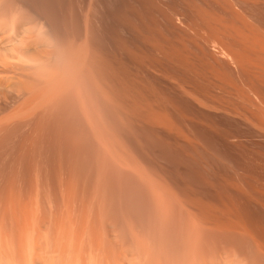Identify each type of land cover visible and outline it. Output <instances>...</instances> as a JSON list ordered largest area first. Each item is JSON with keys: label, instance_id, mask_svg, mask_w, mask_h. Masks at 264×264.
I'll return each mask as SVG.
<instances>
[{"label": "rangeland", "instance_id": "374dc122", "mask_svg": "<svg viewBox=\"0 0 264 264\" xmlns=\"http://www.w3.org/2000/svg\"><path fill=\"white\" fill-rule=\"evenodd\" d=\"M5 1L3 0L2 4ZM12 1H7V3L5 2L3 5L1 4L2 7L0 8V12L2 13L4 11L5 13H8L7 15H10V13L11 15L7 19L3 15L7 20L5 22L3 21L4 19H2L4 24L6 23L5 27L7 28V31H4L5 28H3V30H0V34L4 31L2 36L7 37L9 40V36L13 32L15 33V31H13L14 25L16 27L17 23L19 24L18 26H20L21 23L19 22H29L27 23L28 28L24 29V32L27 30V33L22 34L23 28H20L21 31H18V27L16 28V30L20 32V35L22 34L21 38L18 39L20 35L17 37V40L21 39V41H15L17 42L16 45L19 44L16 49H19L20 45L23 44L21 42L24 41V44L26 42L23 38H29V40L30 38H33L27 37L30 35L29 27L33 28L32 26L35 24V26L38 27L37 24L40 22L41 18L38 19V22L37 18L39 16L35 17L34 15L35 20L38 22L36 23L34 19H31L33 16H29L31 15L30 12L25 9L26 3L21 2L23 0L19 1L22 3L21 6H24V8L18 6L20 3L19 1L15 2V0L13 6ZM31 1L33 2L34 0H29L30 3L27 2L28 5L30 4V9L28 8L29 11L37 12L41 11V9L43 10V7L45 8L47 5L46 1H48L51 5L53 3L55 4L52 5L53 7L56 6L55 8H53L49 3L48 7H52L51 10L55 12L56 15L50 11V8L48 9V7H46L48 11L45 9L41 12V16L43 15V12L46 13L44 15L45 20L43 19L44 21L39 25L41 26L43 23L42 27H40L42 28L41 31L39 30L40 28H36L35 26V29L33 30L34 33L30 31L32 34L31 36H34L37 29L39 32L36 34L39 37L42 35L48 36L44 37L47 38L45 41L43 37V39L40 38L45 43L43 44L44 46L46 44L47 46L51 44L50 47L48 46L47 50L45 49V51H47L46 55L42 53L44 52V46L42 47L43 50L39 46L41 52L40 50L37 52L38 56L40 53L44 56H41L42 58H40V56L38 58L37 54L32 50L31 45L36 44L34 42L38 41L35 39L37 36L33 38L35 39L34 42L32 41L33 44L30 43L31 41H28L30 46L26 47L29 48L30 51L26 53H35L34 57L36 56V58L40 59L39 62L43 59L44 61H41V63L44 62L43 64H45L47 53H56L59 49L58 53L60 52L61 55L67 59V61L63 59V57L60 58L61 55L58 54L53 55H57L58 58H56L59 62L55 59L53 62L57 63H52L51 54H49V56L51 55V59L48 57L49 59L47 58L48 60H46L51 61L49 62L53 65V68L54 66L57 67L56 64H63L61 61H64L63 66L65 67L66 65V67L63 68L65 70L67 68L66 71H68V69L73 70V68H70L71 63L69 61L73 59V54L70 53L72 49L70 45H73V49H77V52L74 51L73 53H76V56H78V69H76V71L78 70V75L74 74L73 71H68L69 74H72V76H70L68 75V72H65V70L64 72L68 76L63 75V78V76H61L62 74L59 75L62 77V80L66 77L65 81H67V77H72V79L75 80V78H73V74L76 76V79L77 76L79 77L77 79L78 82L76 81L79 85H76L75 82H73V85H75V87L77 86V91L75 92H79L78 96H75L76 94L71 92L74 97H78V99L75 98L78 100H76L78 103H75L76 107H78L76 108L74 106L75 111L74 108H72L73 110L70 109V112L74 111L75 113L76 110L78 111L75 113L76 115L71 113L74 114L76 118H74L73 115L68 116V114H70H67L68 109L74 105L72 101L75 102V100L70 92L69 95L73 98L72 101L69 99L70 97H67L68 93H65V91L69 89V86L66 87L67 89L62 87V90L66 89L63 90L64 92L60 90L62 84L60 85L58 83L59 80H56V78L60 76L57 75L58 77H55L54 79V82L57 81L58 85H56L53 80H40L41 84H43L45 88L46 86L49 87L47 84H50L52 87L51 89L47 87L49 89V91L46 90L47 92H50V90L52 91L56 86L60 87V89L55 92L57 94L59 93L60 96L62 94V96H65L66 103L64 102L65 100H63V103L61 101V104H67L68 101V103L71 101L72 105L68 107L66 110L67 112H65L64 109H62L64 110L62 112L60 108L58 112L62 114L59 113L58 115L56 110L58 109L59 103L57 104L55 101L57 100L60 102V96L57 97V94L53 91L50 92L49 95L46 94L49 97H56L54 102L56 103V106H58L55 110L56 107L54 108V105L52 106L51 103L46 102L45 97L36 95V98L39 96L37 98L38 101H44L42 103L43 105H46V107L44 106L46 114L49 115L53 112L56 113L54 114L56 117L52 116V118L54 117L53 119L62 118V120H65H57V122L61 121L58 125L56 121H54L51 125V121H53V119L49 118L48 115L45 116L46 119L47 116L49 120L51 119L50 132H48V134H51V132L53 136L56 134L55 138L52 134L48 136L46 133L47 135H43L45 141L41 135H37L36 137L34 136L35 139L33 138L34 140H37V137L40 136L37 141H32V139L29 143L26 139H23V141L25 140L23 142L21 140V126L19 128L16 126L17 129H20V131L17 130L18 132H15L16 128L14 127L15 130L13 129L11 131L12 133H10L11 138H8L10 137V135H8L6 138L7 141L4 143L7 147L4 145L2 148L0 147V200L2 201L3 199V203H1L4 204L10 200H14L11 197H15V199L18 197L17 200L20 198L21 202H25L27 199L29 202V199H34V201H31H33L32 203L34 204L32 205L35 207L36 196H39L37 200L42 199V203L39 201L37 202L39 203L37 205H42L43 202L45 203L41 206L42 208L38 206L39 210L36 208L33 212L34 214H37L35 212L41 213L42 211L40 215H36L37 219H39V216L40 219L42 218L41 216H43V222L40 219L37 220L41 225L46 222V219L47 221H50L51 217H53L51 216L52 214H57L55 213L56 210L53 209L54 207H52L53 202L58 204V201H60L63 205V201L67 200L65 203L68 204V208H74V212H82V210L84 212L83 215L80 213V216H78L79 214L76 215L77 213H74L72 210L71 214L74 213L76 216L74 214L73 216H78V219L82 215L83 218L85 217V220L91 217L89 214L92 212L90 211L91 207L93 210V219L94 214L96 219L102 218L99 217L100 210H102V208L104 210L108 208L105 211L112 215L106 214L104 210H102L104 211L102 215H110L107 219H111L116 216L114 217L116 220L113 219V222L110 221L111 223H115V226L113 225L109 228L112 232L120 228L119 230L122 231V233H120L119 230V233H116V231L115 233L117 236L120 237L121 235L118 234H122L123 240L126 236L128 239L127 243L122 240L124 246L121 245V240L118 241L120 244L118 242L113 243L116 244V246L114 245L115 248H113L116 250L115 255L117 256L118 254L117 257H114L118 261L124 260L123 262L125 263L122 264H130V262L131 264H264V127L259 125V120L263 117V120L261 119L262 121H260L264 126V116L258 115L263 109L256 110L257 107H255L253 110L255 109L257 111L256 116H259V119L256 120L257 117L254 116L255 113H253L255 119L252 118L253 116L251 111L253 110L251 109V106L253 104L247 103V100L254 99L251 100L252 102H256V105L254 104L253 106L259 105L264 107V104L260 105L262 103L258 102L259 97H264V73H261V76L263 75L262 77L259 73L261 69L262 71L264 70V67H258L261 65L264 66V64H259L264 63V61H261L264 60V58L262 59V56L264 55V46H262L261 49L258 45H262L264 42L261 43L260 40L262 39H259L258 34H256L258 29H253L259 28V32H261L260 30L264 32V0H260L261 3L259 1L257 2V0H53L54 2L52 0H50L51 2L49 0H41L43 5L41 2V5L39 4L40 0H36L38 3L36 1L35 2L38 5L34 2L35 5L32 4V6ZM72 1L74 2L72 5L75 4L74 6L77 7V9H73L75 11L72 10L71 16L73 17L74 14V19L70 16L71 10H67L74 8L71 4H69ZM10 2L12 4H10ZM44 3L46 4L44 5ZM103 3L105 4L103 5ZM15 4L17 5L16 7ZM27 4L26 6H28ZM59 5L63 7H60ZM9 7L12 8L10 9ZM32 7H34L35 10ZM59 7L62 8L61 10L64 9L62 11L63 15L60 14L61 10H58L60 9ZM56 10H58V12ZM107 11L108 13H106ZM123 11L125 12L124 14H121L123 16L117 19L111 15V13L113 14L115 12L114 14H120ZM36 12H33V14H36ZM39 13L40 12H37V14ZM58 13L59 16L57 15ZM88 13L91 20L89 19L86 21H89V25L91 24L89 26L91 30H88V27H85L88 22H86L87 24L84 23V20L89 18ZM1 16L2 15H0V18ZM60 16L66 17L69 22H63V19ZM52 17H54V22H57L58 24L56 26L54 23L56 30L62 32L61 34L53 28L52 31L50 26L49 28L46 27L49 25L47 24L49 20L53 22ZM70 17L73 21L78 20L80 25L77 24V21H74L76 26L73 22L70 23ZM77 17L79 18L77 19ZM10 18H15L14 20H16L17 23L14 22V20H12V22L8 20ZM100 18L103 19L101 20ZM8 21L12 23L9 28L7 27L9 24ZM45 21L47 24L46 26H44ZM59 21L62 23H59ZM90 22H92L93 25ZM63 23L66 26L68 25L67 29H64L65 27H63ZM23 24L25 26L26 23L24 22ZM71 24L72 28L69 27ZM0 25L2 26V22H0ZM55 26L52 25L51 27L55 28ZM73 27H75V31L77 30L76 27L81 30H77V36L74 34L77 38L79 35V40L77 39L78 42L75 40L76 37H72V33L67 34L70 30L72 32ZM239 27L242 29L240 32L238 31L240 29ZM243 27H253V32H256L257 30L256 33L251 32L253 36L255 34V37L257 35V39H259L257 40L256 38H253L255 40V45L253 39L250 41L248 40L251 43L250 46L247 41L246 44L248 45H245L243 39L244 37L247 38L245 30L246 32L248 30ZM10 28L13 29L11 34L9 33L10 31H8ZM43 28L47 31V34H45V30ZM0 29H2V27ZM85 30L86 32L89 31V36H87ZM55 31L58 35H56ZM263 32H261V37L264 39ZM239 33L244 35L242 40H238L237 38V36L239 38L241 36L237 35ZM25 34L28 35L26 36ZM24 35L26 37H24ZM248 36L251 37L250 35ZM4 39L6 41V38ZM40 39L38 44L42 45V41L40 42ZM70 39L75 41L71 43ZM0 41L2 42V39ZM1 42L0 45L4 44ZM12 42L14 41L9 40L8 44H5H7V46L9 44L12 45ZM257 43L259 44L257 45ZM241 44L244 47L241 46L240 48ZM13 45L15 46V44ZM14 46L12 47L15 48ZM36 46L37 44L33 47L35 48ZM251 46L254 48L256 46L255 49L258 51L261 50V52L258 53L254 49L252 52ZM22 47H24V45H22ZM257 47L260 50L257 49ZM244 48L247 49L243 50ZM235 49L238 50V52L239 50L240 52L243 51V55H246L245 52H247L248 49H251L248 50L249 52H247V55L252 53L251 55L253 58H248V60L250 59V63H252V65L255 63V59L260 60L259 63L258 61L255 63L257 64V68L254 67L255 64L253 67L252 65L246 67L248 65L240 63L243 61L245 62L246 57L244 60H241L242 57L240 59V56L242 55V52L236 53ZM255 51L257 53H255ZM232 53H236L238 55L234 54L233 56ZM32 54L30 55L33 56ZM69 54H71L72 58H70ZM258 54H261V57L258 56ZM75 58L73 60L77 61ZM237 58L241 61L238 62ZM253 59L254 62L251 61ZM76 61H73L71 66ZM49 62L47 64H49ZM246 63L249 64V61ZM46 68L49 69L45 71L47 74H44L49 76L52 72L49 75L48 73L52 71L53 68L50 65ZM50 68H52V70H50ZM18 69L21 70V68ZM18 69L17 71H19ZM253 69L257 72L255 73ZM15 70L14 72H16ZM21 71H24L27 77H25L23 72L19 71V74L16 72V75L13 74V76L7 77L6 80H9L8 82L11 83L12 79L15 81V79L18 78V75H20L19 79L21 81L18 79L16 80L19 81L18 83L22 82L21 84L27 87H30L29 85L31 82H37V84L40 82L37 78L38 76L34 75L32 76L34 81L30 80L31 76L29 77V75H27L29 72H25L26 69L24 70L23 68ZM27 71H29V69ZM35 71L36 70H34L35 75L40 74V77L43 74L41 71ZM54 71L56 72V70ZM60 71L62 73L63 69L60 68ZM11 72L10 75H12ZM7 74L4 75L7 76ZM30 74H32V72ZM52 74L50 76L53 77L54 74ZM251 74L253 75L251 76ZM14 75L17 77L15 78ZM256 75H258V77ZM2 77L0 79L3 80L5 77ZM24 77L28 78L30 81L29 85L25 84L27 80L24 79ZM52 77H49V79ZM42 78H44L43 75ZM256 80L257 82H255ZM65 81L62 82L63 85L65 84ZM3 82H6L5 79ZM51 82L53 83L52 85ZM37 84L32 86H36ZM69 85L72 86L70 83ZM37 87L39 88L38 85ZM34 88L38 90L36 87ZM250 89L252 91H256L257 93H261L262 96L259 95V93V97H257V99H255L257 95L256 93H254L255 95L251 93V95L248 96V94H250L249 91H251ZM41 90L43 91V88ZM41 90L38 91L40 94L42 92ZM20 91H18V93L17 91H14L11 96L15 97L16 92V94H18L16 98L20 99V102V96L23 98L25 96V99H28L27 97L29 96L26 97L27 94L24 93L23 90ZM19 92L22 95L19 94ZM246 95L250 98L247 97L248 99L246 98L244 100ZM54 98L50 99L54 100ZM17 99H13L14 102H12V98L10 100L6 99L9 100L10 103L8 104V101H5L2 105L3 108L0 111V114H6V112H8L7 114H10L9 108H11L13 103L18 104L17 101L19 100ZM34 100L32 101V104H38L37 107L40 108V104L42 105V103L39 104V102ZM261 102L264 103V100ZM15 104L12 105V108L16 106ZM61 104L60 107H63ZM249 104L251 106H249ZM5 105L9 111H7ZM67 105L64 106V108H67ZM17 107L16 109H13L17 110ZM48 107L51 111L46 110ZM249 108L251 110V114L248 110ZM87 109L89 110L87 111ZM85 110L88 112V115L90 114L89 116L86 115L89 118L85 117ZM255 110L254 112H256ZM262 113L264 115V112ZM7 114L6 116H8ZM65 114L67 115L66 118L64 117ZM90 117L92 119L91 122H89ZM87 118L89 121L86 122ZM66 119H68L69 122L74 121V124L72 123L71 125L70 122V127L67 124L68 120ZM256 121L258 126H261L263 130L256 126ZM65 122L67 127H70V130L66 127ZM54 123L55 125H53ZM57 128L62 129L57 130ZM73 128L75 130L79 129L77 130V134H80L77 135ZM66 130L68 132L66 133L67 136L64 132ZM62 131L64 132L63 136H66L65 140L68 139L67 141L70 144L66 143L67 141L62 139V134H58V132L63 133ZM71 131H74L75 134L72 135L73 132ZM16 135H18L21 139ZM46 136L48 138H46ZM50 136L53 138H50ZM68 136L70 138H68ZM15 137L17 141L15 140ZM59 137L61 138L59 139ZM72 137L74 139L79 138V141L74 140ZM20 140L22 144L19 142ZM72 140L77 142V144L74 145ZM7 142H9L8 145ZM26 142L28 144L25 147L24 145ZM32 142H35L33 144H36V146L31 145ZM43 143L45 144L43 145ZM47 143L49 146H47ZM14 144H16L18 148L15 147ZM71 144L75 147L73 146L70 148V146H72ZM59 145L65 146L60 147ZM40 146L43 147L41 152L39 151L42 149ZM34 147L35 149H33ZM49 147L51 151H49ZM22 148L24 150L27 148L29 152L26 150L24 151ZM54 148L59 149V153H57L58 151ZM61 148H63V151ZM72 148H74V151H72ZM76 148L77 150H75ZM12 149L15 150L12 151ZM18 149L19 152L17 151ZM31 151L35 152L33 153ZM71 151L75 153H72ZM77 151L79 152L78 154ZM39 152L40 154H38ZM47 154L49 155L47 156ZM58 159L63 160L59 161ZM59 162H65L64 166H61ZM54 198H57V200ZM44 199H48L50 202L53 199V202L50 203V207H52L51 210H54L53 213L49 209V203H47L48 200L44 201ZM68 199L72 201V207L75 205L73 208L69 205L71 201L68 202ZM90 199L91 201H89ZM102 200L106 201V203L103 201L106 206L102 204ZM75 202H77V204ZM54 203L53 206L57 207V204L55 205ZM45 204L48 208V210H45V213L46 211H51L52 213L49 216L47 213L46 215L43 213V210L46 208L44 206ZM93 204L95 206H93ZM62 205L59 204L58 206L64 209V207H61ZM60 208L58 210L57 207L58 213L60 214L58 215L61 216L62 213V216L65 214L64 216L67 217L66 214L68 211L66 210H68V208L62 210L61 212ZM75 208L79 209L75 211ZM32 210H34L33 207L30 209L29 214H33ZM96 210L98 212V217L96 216L97 212H94ZM88 211L89 213H87ZM85 212L86 215L88 214L90 217L85 216ZM3 215L0 213V216ZM159 215H161V217ZM10 216L11 215L9 213L7 216L5 215L8 220L5 217H2L3 220L6 219L4 222L2 221L3 224L7 221L6 223L8 225V227L5 225L6 228H3L6 229L7 233L10 231V228L13 229L12 234H14L19 230V227L15 230L17 225H14L15 227L10 226L13 224L12 217L15 224L16 219L14 217L21 216L18 214L16 216L12 215L10 219L12 224L9 221ZM44 216H47V218ZM55 216L56 217L54 218L59 217L57 215ZM64 216L63 218H65ZM117 216L122 218L119 217V219ZM28 217V221L29 219L31 220L30 215H28ZM48 217L50 220H48ZM131 217L133 219H131L132 221L130 223L133 225L128 223ZM32 218L35 219L36 217L33 215ZM125 219L127 225L124 224ZM135 219H137V222H133ZM138 221L140 222L138 223ZM118 224H121L123 227L121 225L117 226ZM41 225L40 228H42V230H40L39 227L38 229L42 231V233L45 232L43 229L48 227L50 229V226H48L49 224H46L47 227L44 225L41 227ZM2 226L3 225L1 224V227ZM116 226L119 228H114L116 230H112L113 228L111 227ZM120 226L124 230H121ZM131 226L133 228H129ZM98 227L100 228V226H97V228ZM101 228H103V226ZM51 231H53V229ZM111 231L109 233V238L112 239L114 236L115 239V234L113 235ZM123 231L126 232H124L125 235L123 234ZM117 236L116 239L118 238ZM110 239L109 241L107 240V242H110ZM133 240L137 244L133 242ZM139 240H141V242H139ZM39 242L37 244H39ZM37 244L35 249L38 246L42 248L40 249L41 251L39 254L34 249V253L36 252L35 254H37L36 257L34 256L35 259L40 258V260L38 259L39 261L36 259L37 263L33 260L34 264H38L43 257L45 259L47 256V253H45L47 250L44 251L43 244ZM106 244L104 248H107ZM117 244H119V246H123L122 249L125 250H122L121 247L118 246L121 249L119 250ZM125 246L127 248H124ZM148 246L151 247L149 248ZM111 248L112 245L111 247L108 246V248L104 250L106 253H109ZM147 248L148 251L150 249L149 253ZM128 250L129 255L127 254ZM141 250L143 251V254L140 253ZM122 251L127 257L126 261V257H124V259L120 258H123V256H120L123 255L120 253ZM133 252L136 257L133 256ZM41 253L42 255H40ZM106 253L104 252L103 256ZM38 255L39 257H37ZM64 255H66V253H64ZM109 255L108 257H113V252H111L110 256ZM141 255L143 256L141 257ZM66 256L69 257L68 255ZM149 256L153 257V260ZM144 257L145 259H143ZM70 258L71 257H69V260ZM106 258L104 260H106ZM149 258L151 261L148 260ZM109 259L110 258H108V261H105V264H108L110 261L112 262V258L111 260ZM26 260L27 259L24 260V263ZM116 260L113 264H117ZM55 261L57 262L58 260H54V262ZM65 261L67 262L66 259ZM134 261L135 263H132ZM16 262L18 263V261ZM66 262L64 263L66 264Z\"/></svg>", "mask_w": 264, "mask_h": 264}, {"label": "bare ground", "instance_id": "6f19581e", "mask_svg": "<svg viewBox=\"0 0 264 264\" xmlns=\"http://www.w3.org/2000/svg\"><path fill=\"white\" fill-rule=\"evenodd\" d=\"M2 1L3 0H1L0 2V8L2 7L1 6V4H2ZM5 1V0H4ZM7 1H12V0H6L5 2L7 3ZM18 2L19 0H15V2ZM21 1V0H20ZM19 1V5L18 6H20V7H23L24 8V6H21L22 5V3L24 2V3H26L27 4V2H29V0H23V1H21L20 2ZM26 1V2H25ZM36 0H34L32 3H31V6H32V4L33 5H35L34 4V2H35ZM46 1V0H45ZM50 1V0H49ZM53 1V0H52ZM61 1H64V0H61ZM67 1V0H66ZM65 1V2H66ZM71 1V0H70ZM105 1V0H104ZM260 2V0H257V2ZM263 1V0H262ZM4 2V3H5ZM37 2V1H36ZM35 2V3H36ZM42 3V1L40 0L39 1V4L41 5V3ZM47 2V5L45 6V8L43 7V10H45L46 9V7H48L49 6V2L48 1H46ZM51 2V1H50ZM54 2V1H53ZM52 2V3H53ZM58 3H60L59 1H57ZM126 2V1H125ZM264 2V1H263ZM262 2V3H263ZM3 3V4H4ZM12 3H13V6H14V0L12 1ZM11 2H10V4H12ZM30 3V2H29ZM38 3V2H37ZM36 3V4H37ZM49 3V4H48ZM56 3V2H55ZM74 2L72 1L71 3H69V4H73ZM106 3H107V1H106ZM116 3V2H115ZM128 3V2H127ZM261 3V2H260ZM2 4V5H3ZM16 4H18V3H16ZM15 4V7L17 6ZM26 4H25V9L26 10H28V12H30V14L31 15H29L30 17L31 16H33V17H31V19H34L35 20V18H34V15H35V17H38L37 18V21H38V19H40L41 18V20H40V22L38 23L36 20V23H38L37 25H38V27H36L35 25V27L36 28H40V27H42V25H43V23H42V25L41 26H39L40 25V23L41 22H43L44 20H45V17H44V15L46 14L45 12H43V15L41 16V12L43 11L42 9H41V11H37V12H40L39 14H37V12L36 11H33V9H34V7H32L33 9H32V11L33 12H36V14L34 13L33 14V12H31V11H29V9H30V7H29V5L28 6H26ZM46 3H44V5H45ZM54 4V3H53ZM52 4V5H53ZM62 4V3H61ZM65 4H67V3H65ZM105 3H103V5H104ZM108 4V3H107ZM8 5V4H7ZM24 5V4H23ZM38 5V4H37ZM42 5H43V3H42ZM51 5V4H50ZM51 5V6H52ZM55 5V4H54ZM63 5H64V3H63ZM75 5V4H74ZM74 5H72V7H74V8H71V9H67V10H71V12H70V16L72 15V10L73 9H77V7H75ZM126 5V4H125ZM11 6V5H10ZM60 7H63V6H61V5H59ZM66 6V5H65ZM70 6V5H69ZM128 6V5H127ZM42 7V6H41ZM41 7H39V8H41ZM53 7V6H52ZM52 7H48V9L50 8V11L51 12H53L51 9H52ZM56 6H54L53 8H55ZM59 7V8H60ZM67 7V6H66ZM66 7H65V10H66ZM120 7V6H119ZM118 7V8H119ZM130 7V6H129ZM10 8V7H9ZM12 8V7H11ZM10 8V9H11ZM14 8V7H13ZM29 8V9H28ZM38 8V9H39ZM79 8V7H78ZM123 8V7H122ZM121 8V9H122ZM125 8V7H124ZM21 9V8H20ZM62 8H60V9H58V10H61ZM80 9V8H79ZM82 9V8H81ZM103 9H104V7H103ZM105 9H107V8H105ZM128 9V8H127ZM204 9V8H203ZM1 10V9H0ZM35 10V9H34ZM58 10H56L57 12H58ZM64 10V9H63ZM63 10H61V13L60 14H62L63 12ZM109 10V9H108ZM118 10V9H117ZM120 10V9H119ZM2 11H3V9H2ZM46 11H48L47 9H46ZM73 11H75V10H73ZM78 11V10H77ZM81 11V10H80ZM104 11V10H103ZM114 11V10H113ZM53 13H55V12H53ZM53 13H52V15H53ZM74 13V12H73ZM79 13V12H78ZM106 13H108V11L106 12ZM110 13V12H109ZM115 13V12H114ZM112 14L111 13V15L112 16H114L116 19L117 18H119V17H121V16H123V15H121V14H124L125 12L123 11L122 13H120V14ZM8 13H5L4 11L1 13L0 12V15H2L1 16V18H0V22H2V26L0 25V28L2 27V29H0V30H3V28H5L4 29V31L7 29L5 26V24H4V22L3 21H7L6 19L11 15V13H10V15H7ZM101 14H103V13H101ZM5 16V18H4V16ZM55 15H56V13H55ZM58 16H59V13L57 14ZM63 15V14H62ZM75 15H76V13H75ZM88 15H89V13H88ZM107 15V14H106ZM125 15H127V14H125ZM85 16V15H84ZM103 16V15H102ZM111 16V17H112ZM44 17V18H43ZM57 17V16H56ZM60 17H62V16H60ZM72 17V16H71ZM70 17V19H71V21H70V23H72L73 22V24H74V21L76 22L77 21V24L78 25H80V23H78V20H74L73 21V19L75 18V16H74V14H73V19ZM86 17H87V14H86ZM89 18H86L85 20H84V23L85 24H87L86 22H88V24H87V26L85 25V27L87 28L88 27V30H91L90 28H89V26L91 25H89V21H86V20H89L90 19V15L88 16ZM105 17V16H104ZM125 17V16H124ZM208 17V16H207ZM13 18V17H12ZM12 18H10V19H8V20H10L11 22H12V20H14V19H12ZM53 18L54 17H52V20H53ZM79 17H77V19H78ZM85 18V17H84ZM106 18V17H105ZM2 19H4L3 21H2ZM44 19V20H43ZM56 19H58V18H56ZM62 19H63V22L64 21H67V18L66 17H62ZM69 19V18H68ZM101 20L103 19V18H100ZM116 19H115V21H116ZM121 19V18H120ZM205 19V18H204ZM60 20V19H59ZM91 20V19H90ZM106 20V19H105ZM122 20V19H121ZM120 20V21H121ZM51 20H49L48 22H47V24H49L48 26H46L47 24H46V21H45V23H44V26H46V27H48L49 28V26H50V29H54V30H56V26L58 25L57 24V22L55 23L54 22V20H53V22L51 21ZM58 21V20H57ZM61 21V20H60ZM59 21V23H62V22H60ZM9 22V21H8ZM7 22V23H8ZM11 22H9V24H8V28H9V26H11L12 25V23ZM14 22H16V20H14ZM26 23L25 24V26H24V24L23 23ZM24 22H19V23H21L20 24V26H18L19 24L17 23V26L15 27V25H14V30L12 29V28H10V30H8V31H10L9 33L11 34V32H12V30L13 31H15V33L13 32L10 36H9V40L10 41H14V42H12L13 44H15V46L12 44V45H8L7 46V44H8V39H7V37H4V36H2V34L4 33V31H2L3 33H1L0 35L2 36H0L1 37V39H2V42L1 43H4V44H2V45H0V75H6L7 73V76H3V77H5L4 79H5V81L6 82H3V80L2 79H0V111L2 110V105L5 103V101H8V104L10 103L9 102V100L12 98V102H14L13 101V99L14 100H16L17 98H16V96L18 95V94H16V92H15V97H13V96H11V94L14 92V91H17V93H18V91H20V90H23L24 91V93H26L27 95H26V97L27 96H29V97H27L28 99H25V96H24V98L22 97V96H20V98H21V102H20V99H17V100H19V101H17L18 102V104H15V103H13V104H15L16 106H14L13 108H15L16 109V107L17 106H19V107H17V110H15V109H13L12 108V105H11V108H9V110H10V114H7L8 112H6V114L8 115V116H6V114L5 113H3V114H0L1 116H0V147L2 148V146L4 145V143H5V141H7L6 140V138L8 137V135H10V137H8V138H11V134L10 133H12L11 131L14 129L15 130V128H16V126L19 128L20 126H21V128H22V139L18 136V135H16L17 137H19L22 141H23V139H26L27 140V142H31V140L34 138V136L36 137L37 135H41L42 136V138L45 136V135H47L48 134V132H50V121H51V119L49 120L48 119V116H49V118H52V116H54V117H56L54 114H56V113H53V112H51L49 115L48 114H46V112H45V110H44V106L46 107V105H43V103L42 102H44V101H38L37 100V98L39 97V96H37V98H36V95H40V97H45V100H46V102H48V103H51V105L53 106L54 105V108H55V110L57 109V106H56V103L55 102H57V104L59 103V106H58V109L56 110V112H58V110H60V108H61V111L63 112L64 110H65V112H67L66 110L68 109V107H70V105H72V103H71V101L73 100V98H74V100H75V102L74 101H72L73 102V104L74 105H72L71 106V108H69L68 109V112H67V114L68 113H70V114H68V116H74V118H76L75 117V113H77V111L78 110H76V112L74 113V111H75V107H76V105H75V103L78 101L77 99H78V97H74V95L71 93V92H74V94H76L75 96H78V93L77 92H75V91H77L76 89V87H75V85H73V82H75V84L76 85H79L77 82H78V76H77V79H76V76L74 75V74H77L78 72V70L76 71V69H78V56H76V53H73L74 51H76L77 52V49H73V45L71 44L70 46H71V51H70V53H72L73 54V59L75 58V59H77V61L76 60H73V59H71V60H69L70 61V63L72 64L73 63V61H76V62H74V64L71 66V64H70V68H73V70L71 69V70H69L68 69V71L70 72H72L73 71V78H75V80L74 79H72V77H67V81H65L66 80V77H65V79H63L62 80V77L61 76H63V75H65V76H68V75H70V76H72V74L70 73L69 74V72L68 71H66L67 70V68H66V70L64 69L65 67H66V65H65V67L63 66L64 65V61H61V63H63V64H60L59 63V65L58 64H56L57 65V67L59 66L61 69H63V72L61 73V71H60V68L58 69L56 66H54V68H53V65H51L50 64V62L52 61V63H57V62H59L58 60H57V55L56 56H54L55 54H58V55H61V53L59 52L58 53V51H59V49H58V51L56 52V53H49V54H51L52 55V60L49 62V61H47L49 58H50V56H49V54L47 53V57L45 58V64H43V63H41V61H44L43 59L39 62V60L40 59H38L39 58V56H40V58H42V57H44V56H42L41 55V53H40V55L38 56V51L40 50V52H41V49H42V47L44 46L43 44H45L44 42H43V40H41V39H43L44 37H48L47 35H42L41 37H39L37 34V32H39V30L41 31V29L42 28H40L38 31L36 30L35 31V34H34V36H31L32 34H31V32H33V30L35 29V27L34 26H32L33 28H31V27H29V29H30V31H29V33H30V35H28V34H25L27 37H33V38H35L36 36L38 37H36L35 39H36V41L38 40L39 41V39H40V42L42 43V45H39L38 44V41L37 42H34L35 41V39H33V38H30V40H29V38H23V40H25L26 42H25V44H24V41L23 42H21V43H23V44H21L20 45V47L23 49H21L20 47H19V49H16V48H18V46H19V44L18 45H16V43L19 41H21V39L20 40H17V37L20 35V32H18V31H21V29L23 28V33L22 34H24V33H27V30L24 32V29H27L28 28V25H27V23H29V22H27V21H24ZM50 22V23H49ZM67 22H69V21H67ZM67 22H65V23H67ZM249 22V21H248ZM56 24V26H55V24ZM90 23H92V22H90ZM102 23V22H101ZM113 23V22H112ZM11 24V25H10ZM14 24V23H13ZM51 24V25H50ZM82 24V23H81ZM55 26V28L54 27H51V26ZM75 25V24H74ZM73 25V26H74ZM92 25H93V23H92ZM108 25V24H107ZM21 26H23V27H21ZM27 26V27H26ZM43 26V27H44ZM68 26V25H67ZM64 23H63V27H65L64 29H67L68 27H67ZM76 26V25H75ZM82 26V25H81ZM104 26V25H103ZM185 26H187V25H185ZM18 27V28H17ZM26 27V28H25ZM69 27H71L72 28V24H71V26H69ZM79 27V26H78ZM78 27H76L77 28V30L80 28H78ZM92 27V26H91ZM116 27V26H115ZM114 27V28H115ZM16 28L17 29H19L18 31L16 30ZM21 28V29H20ZM74 28L75 27H73V30H74ZM85 28V29H86ZM94 28V27H93ZM92 28V29H93ZM105 28V27H104ZM108 28V27H107ZM225 28V27H224ZM240 28V27H239ZM244 28V27H243ZM246 28V27H245ZM244 28V29H245ZM251 27H247L246 29L248 30L247 32H246V30H245V35H247V38L246 37H244V39H243V42H245V45H248L249 44V46H250V40H252L253 38L255 39H257V37L259 38V39H262V40H260V42L262 43V42H264V39L261 37V35H262V33L261 32H263L262 30H260L261 32H259V28H253V29H258V32H257V30H256V32H253L252 30V28L250 29ZM32 29V30H31ZM44 29V28H43ZM53 29H52V31H53ZM64 29H63V31H64ZM82 29H83V27H82ZM106 29V28H105ZM113 29V28H112ZM250 29V30H249ZM45 30V29H44ZM60 30H62V29H60ZM72 30V32H71V30L70 31H68V30H65V31H68L69 33H67V34H70V33H72L71 35H72V37L73 38H75L76 36H77V34H78V32H77V30L75 31H73ZM80 30V29H79ZM87 30V29H86ZM86 30H85V33H87V36H89V31L88 32H86ZM101 30V29H100ZM110 30H111V28H110ZM118 30V29H117ZM238 30V29H237ZM242 29L240 28L238 31L240 32ZM7 31V30H6ZM17 31V32H16ZM57 31V30H56ZM55 31V32H56ZM59 31V30H58ZM57 31V32H58ZM81 31V30H80ZM94 31H95V29H94ZM237 31V32H238ZM45 32V34H47L46 32V30L44 31ZM57 32H56V35H58L57 34ZM74 32H77V33H74ZM106 32H107V30H106ZM114 32V31H113ZM224 32V31H223ZM251 32H253V33H256V34H258V36L256 35V37H255V34H254V36H253V34H251ZM6 33V32H5ZM18 33V34H17ZM34 33V32H33ZM58 33H62V32H58ZM64 33V32H63ZM92 33H95V32H92ZM110 33H111V31H110ZM116 33V32H115ZM248 33H250V34H248ZM260 33V34H259ZM22 34L20 35V37H18V39L19 38H21V36H22ZM74 34H76V36H74ZM104 34V33H103ZM6 35H9V34H6ZM5 35V36H6ZM24 35V37H26ZM71 35H70V38H71ZM91 35V34H90ZM110 35V34H109ZM237 35H241L240 33L239 34H237ZM248 35H250L251 37H249ZM263 35H264V32H263ZM64 36V35H63ZM85 36H86V34H85ZM98 36V35H97ZM105 36V35H104ZM114 36V35H113ZM227 36V35H226ZM242 36V37H241ZM240 36V38L237 36V38H238V40L239 39H241L242 40V38H243V34ZM253 36V37H252ZM6 38V41H5V39L4 38ZM43 37V38H42ZM68 37H69V35H68ZM219 37V36H218ZM264 37V36H263ZM87 38V37H86ZM206 38V37H205ZM248 38H250V39H248ZM0 39V40H1ZM26 39H28V40H26ZM47 38H44V41L46 40ZM77 39L79 40V35H78V38L76 37V41H77ZM113 39H115V38H113ZM195 39V38H194ZM245 39H247V40H245ZM253 39V42H254V45H255V40ZM259 39H257V40H259ZM5 42H4V41ZM8 40V41H7ZM48 40H49V38H48ZM71 40V43H73V41H75V40H73V39H70ZM206 40V39H205ZM237 40V41H238ZM249 40V41H248ZM15 41H17V42H15ZM31 44H33L32 43V41L34 42V43H36L37 44V46L34 48L33 46L34 45H36V44H34V45H31V47H32V50L37 54V56H38V58H36V56L34 57V55H35V53L34 54H32V52L30 53V54H32L33 56H31L30 54H28V53H26V52H29L30 50H29V48H27L28 46H30V43ZM90 41V40H89ZM246 41L248 42V44H246ZM39 42V43H40ZM46 42H48V41H46ZM49 42H50V40H49ZM78 42V41H77ZM227 42V41H226ZM252 42V41H251ZM253 42H252V44H253ZM5 43H7V44H5ZM29 43V44H28ZM40 43V44H41ZM206 43V42H205ZM242 43V42H241ZM230 44V43H229ZM259 43H257V45H258ZM22 45H24V47H22ZM51 45V44H50ZM50 45H48L49 47H50ZM253 45V46H254ZM12 46H14L15 48H13ZM27 46V47H26ZM39 46H40V48H39ZM48 46H47V44L44 46V52H42L43 54H45L46 55V52L47 51H45V49L47 50L48 49ZM241 46H243L242 44L240 45V48H241ZM260 48L262 47V46H264V44L262 43V45H258ZM46 47V48H45ZM244 47V46H243ZM239 48V47H238ZM255 48H256V46H255ZM254 47H252L251 46V49H252V52L254 51V50H256ZM245 49H247V48H244L243 50H245ZM251 49H248V50H251ZM254 49V50H253ZM257 49H259L258 47H257ZM262 49V48H261ZM18 50V51H17ZM21 50V51H20ZM73 50V51H72ZM227 50V49H226ZM231 50V49H230ZM234 50V49H233ZM236 50V49H235ZM247 50V52H249ZM260 50V49H259ZM258 53L259 52H261V50L260 51H258V50H256ZM255 51V53H257ZM263 51V50H262ZM238 52V50H236V53ZM239 52H240V50H239ZM238 52V53H239ZM242 52V53H241ZM240 53L243 55V51H241ZM247 52H245L246 53V55L244 54L243 56L241 55L240 56V59H241V57H242V59L241 60H244V58L246 57V59H245V64L243 63V62H240V63H242L243 65H248V66H246V67H249V65L251 66L252 65V63H250V59L251 58H253V56L249 53V55H247ZM236 53H232L233 54V56H234V54H236ZM54 54V55H53ZM74 54H75V56H74ZM70 55V58H72V56H71V54H69ZM226 55V54H225ZM236 55H238V54H236ZM240 55V54H239ZM261 54H258V56H260ZM262 55H263V52H262ZM2 56V57H1ZM42 56V57H41ZM202 56V55H201ZM247 56H252V57H247ZM255 56H256V54H255ZM49 57V58H48ZM53 57H54V59H53ZM57 57V58H56ZM63 56L61 55L60 56V58H62ZM69 57V56H68ZM236 57H239V56H236ZM261 57V56H260ZM48 58V59H47ZM50 58V59H51ZM248 58H250L249 60H248ZM256 58V57H255ZM264 58V55L262 56V59ZM47 59V60H46ZM57 60V62H53L54 60ZM63 59H65V57H63ZM238 60V62L239 61H241L239 58H237ZM258 59H260V58H258ZM66 61H67V59H65ZM65 61V62H66ZM72 61V62H71ZM234 61H236V60H234ZM247 61H249V64L248 63H246ZM251 61H253L254 62V59L253 60H251ZM258 61V63H259V61L260 60H257V59H255V63ZM262 62L264 61V60H261ZM49 62V64H47ZM42 65H41V64ZM67 63V62H66ZM75 63H76V65H75ZM239 63V65L241 66V64ZM254 63V64H255ZM47 64V65H46ZM69 64V63H68ZM67 64V65H68ZM91 64V63H90ZM253 64V65H254ZM259 64H264V63H259ZM52 66V68H53V70H52V68H50V70H52V71H50L49 73H48V75L52 72H54L52 75H53V77L52 76H47V75H45L44 73H46L45 71H47L49 68H46L47 66ZM60 65H62V66H60ZM75 65V66H74ZM88 65V64H87ZM209 65V64H208ZM238 65V64H237ZM253 65H252V67H253ZM42 66V67H41ZM64 67V68H63ZM68 67V66H67ZM75 67H77V68H75ZM239 67V66H238ZM242 67V66H241ZM254 67H256L257 68V64H255L254 65ZM258 67H264V66H258ZM18 68H21V70L24 68V70L26 69V71L25 72H29V74H27V75H29V77H30V80H32V81H34L33 79H32V76L34 75V76H38L37 78H38V80L40 81H47V80H50V81H52L53 80V82H54V79H55V77H58V76H60L61 74V76L60 77H58V78H56V80L58 79L59 81H58V83L61 85V89H60V87H54L53 88V92H55V91H57L58 89H60L61 91H63V90H66L67 88V86H69V89H67V91H65V93L67 94L68 93V95H67V97L69 98V99H71V101H70V103H68L69 101V99L67 100L68 102H67V104H65L66 103V100H65V96H60V94L58 95L56 92V94H54V93H52V94H54V95H56L57 97L58 96H60L61 98H59V101L60 102H58L54 97H49L48 95H49V93L50 92H52L51 90H50V92H47V91H49V89L48 88H52L51 86H50V84H47V85H49V87L48 86H46V88L44 87V85L43 84H41V81L40 82H38V84H37V82L36 83H32L31 82V84H30V81L28 80V78H25V77H27L26 75H25V73H24V71H21V70H19L20 72H23L24 73V75H25V77H24V79H26L27 81H26V83L25 84H27V85H29L30 87H27V86H25V85H23V84H21L22 82H20V83H18L19 81H21L19 78V76L20 75H18L19 73V71H17V69ZM32 68H33V70H32ZM44 68V69H43ZM46 68V69H45ZM69 68V67H68ZM75 68V69H74ZM244 68V67H243ZM16 69V70H15ZM29 69V71H27ZM31 69V70H30ZM41 69V70H40ZM44 71H43V70ZM255 69V68H254ZM253 69V71L256 73L257 71H255ZM264 69V68H263ZM14 70L18 73L17 75H18V78H16L17 76H15L16 75V72H14ZM34 70H36L35 72H37V71H41V73H43L42 75L44 76V78H42V75H41V77L39 76L40 74H38V73H36V74H38V75H35V73H34ZM54 70H56V72L54 71ZM64 70H65V72H68V75H66L65 74V72H64ZM250 70V69H249ZM9 71V72H8ZM12 71V72H11ZM209 71V70H208ZM237 71V70H236ZM247 71V70H246ZM260 71H262V69L260 70ZM259 71V73H260V76H261V73L263 74L264 73V70L262 71V72H260ZM5 72V73H4ZM7 72V73H6ZM10 72H11V74L12 75H10ZM32 72V74H30ZM3 73V74H2ZM34 73V74H33ZM64 73V74H63ZM251 73V72H250ZM254 73V74H255ZM13 74H15L14 76H15V78L16 79H18V80H16L14 77H12V78H14L15 79V81H13V79H12V81H11V83H9L8 81L9 80H6L7 79V77H9V76H13ZM47 74V73H46ZM56 74V75H55ZM60 74V75H59ZM239 74V73H238ZM58 75V76H57ZM78 75V74H77ZM88 75H90V74H88ZM253 74H251V76H252ZM264 75V74H263ZM262 75V76H263ZM2 76H0V78L2 77ZM257 77H258V75H256ZM261 76V77H262ZM2 77V78H3ZM22 77V76H21ZM40 77V78H39ZM49 77H52V78H50L49 79ZM43 80H42V79ZM63 78H64V76H63ZM264 78V77H263ZM8 79H10V78H8ZM61 79V80H60ZM256 79V78H255ZM254 79V80H255ZM55 80V81H56ZM71 80H72V82H71ZM257 80H258V78H257ZM257 80L255 81V82H257ZM259 80H261V79H259ZM17 81V82H16ZM49 81V82H50ZM65 81V84L63 85V83L62 82H64ZM77 81V82H76ZM16 82V83H15ZM70 84H72V86H70L69 85V83ZM13 83V84H12ZM44 83V82H43ZM54 83H56V85H58V83H57V81L56 82H54ZM264 83V82H263ZM35 84H37L38 86H39V88L37 87V85L36 86H32V85H35ZM40 84V85H39ZM53 83L51 82V85H52ZM68 84V85H67ZM41 86V87H40ZM43 86V87H42ZM34 87H36L38 90H36ZM48 87V88H47ZM62 87H65L66 89H63L62 90ZM70 87H72V88H70ZM241 87V86H240ZM35 90H34V89ZM43 88V91L41 90ZM44 88H45V90H44ZM70 89H71V91H70ZM247 89H248V87H247ZM39 90H41L42 92H43V94H42V92H41V94L38 92ZM47 90V91H46ZM80 90V89H79ZM78 90V91H79ZM251 90V89H250ZM46 91V92H45ZM21 92V91H20ZM19 92V94H21ZM38 92V93H37ZM64 92V91H63ZM73 95V98H71V96L69 95L70 93ZM250 92V94H248V96H250L251 95V93H256L257 95H256V98L255 99H257V97H259V95H261V93H259V95H258V93L256 92V91H249ZM248 93V92H247ZM46 94H48V95H46ZM22 95V94H21ZM24 95V94H23ZM46 95V96H45ZM51 95V94H50ZM255 95V94H254ZM264 95V94H263ZM247 95H246V97L244 98V100L248 97ZM262 96V95H261ZM244 97V96H243ZM255 97V96H254ZM16 98V99H15ZM19 98V97H18ZM53 99L54 98V100H51V99ZM75 98H77V99H75ZM248 98H250V97H248ZM247 98V99H248ZM251 98H252V96H251ZM6 99H9V100H6ZM26 100V101H24V100ZM36 100L37 102H39V104L40 103H42V105L40 104V108L39 107H37L38 106V104L36 105V104H32V101L33 100ZM34 100V101H35ZM48 100H50V101H48ZM56 100V101H55ZM63 100H65L64 102V104L62 105L61 104V101H62V103H63ZM77 100V101H76ZM251 100H254V99H251ZM251 100H247L248 102L247 103H250V104H255L256 105V102L255 101H253V102H255V103H253ZM259 100V101H258ZM257 101L259 102V103H262V104H260V105H263L264 103L263 102H261L262 100H264V97L262 98H260L259 97V99H258ZM261 100V101H260ZM52 101V102H51ZM55 101V102H54ZM249 101H251V102H249ZM16 102V103H17ZM53 102H54V104H53ZM80 102V101H79ZM257 102V103H258ZM19 103H21V104H19ZM78 103V102H77ZM7 104V103H6ZM60 104L63 106V107H60ZM245 104V103H244ZM249 104V106H251ZM36 107H35V106ZM67 105V108H64V106H66ZM248 105V104H247ZM251 106L250 108L253 110V108H255V107H257L256 108V110H262L261 112H260V114H258L259 116H264L263 115V113L262 112H264V107H261V106ZM49 106V105H48ZM75 106V107H74ZM78 107V106H77ZM76 107V108H77ZM261 107V108H260ZM5 108H6V105H5ZM72 108H74V111H72V112H70V109H72ZM250 108L248 109L249 110V112L251 111L250 110ZM7 109V111H9L8 110V108H6ZM5 109V110H6ZM12 109V110H11ZM62 109H64V110H62ZM230 109V108H229ZM240 109V108H239ZM14 110V111H13ZM47 111H49L50 109H49V107L46 109ZM73 110V109H72ZM89 109H87V111H88ZM255 110V109H254ZM254 110L253 111H251L252 112V116L254 115L253 113H255V115L254 116H256V113H257V111L256 112H254ZM13 111V112H12ZM51 111V110H50ZM86 111V110H85ZM85 112L86 114H84L85 115V117H88L89 115L87 114L88 112ZM251 112H250V114H251ZM14 113V114H13ZM48 113V112H47ZM59 113L60 112H58V115H59ZM71 113H74V114H71ZM92 113H93V111H92ZM91 113V114H92ZM241 113V112H240ZM60 114H62V113H60ZM2 115H5V116H2ZM46 115H48L47 116V119H46ZM51 115V116H50ZM64 115V114H63ZM86 115H88V116H86ZM62 116V115H61ZM61 116H58V117H61ZM66 114H65V118H66ZM254 116L252 117V118H254ZM258 116V117H259ZM53 117V118H54ZM257 117V116H256ZM257 117V119L256 120H258L259 118ZM52 118V119H53ZM71 118H73V117H71ZM89 118V117H88ZM88 118H87V120H86V122L87 121H89V122H91V117H90V119L88 120ZM56 119V118H55ZM55 119H53V121H51V125H52V123L54 122V121H56V123H57V125L59 124V122L61 123V121H58L57 122V120H62V118H57L56 120ZM69 119V118H68ZM68 119H66V120H68ZM255 119V118H254ZM262 120H263V117L261 118ZM260 119V120H261ZM65 119H63L62 121H64ZM247 120V119H246ZM251 120H253V119H251ZM250 120V121H251ZM259 120V125H261L262 127H264L262 124V120L260 121ZM78 121V120H77ZM249 121V122H250ZM71 122V121H70ZM69 122V120H68V122H67V124L71 127V125H72V123L74 122V121H72L71 122V125L69 124L70 123ZM85 122V123H86ZM88 122V123H89ZM262 123V124H261ZM63 124V123H62ZM65 124H66V122H65ZM67 124H66V127H67ZM74 124V123H73ZM256 124H257V121H256ZM53 125H55V123L53 124ZM64 125V124H63ZM67 127V128H69V130H70V127ZM79 126V125H78ZM89 126V125H88ZM91 126V125H90ZM257 127H259V128H261V130H263L262 129V127L261 126H258V124L256 125ZM15 127V128H14ZM52 127V126H51ZM56 127V126H55ZM54 127V128H55ZM57 127H59V126H57ZM92 127V126H91ZM256 127V128H257ZM78 128V127H77ZM87 128V127H86ZM53 129V128H52ZM60 128H57V130H59ZM62 129V128H61ZM60 129V130H61ZM72 129V128H71ZM75 129H76V126H75ZM74 128H73V130H75ZM88 129V128H87ZM20 131V129H17L16 128V131L15 132H18V131ZM77 130H79V129H77ZM77 130H75L76 132V134H77ZM264 131V130H263ZM54 132V131H53ZM55 132H56V130H55ZM63 132V131H62ZM65 132V135H66V133H68L67 132V130L66 131H64ZM64 132L63 133H60V132H58V134L59 135H61L62 134V139H64V141H67V140H65V137L67 136H63L64 135ZM71 132H73L72 133V135H74L75 133H74V131H71ZM71 132H69V133H71ZM80 132V131H79ZM47 133V134H46ZM51 134H52V132H51ZM51 134H48V136L49 135H51ZM80 134V133H79ZM79 134H77V135H79ZM44 135V136H43ZM76 135V136H77ZM13 136H14V134H13ZM52 136H53V134H52ZM56 136V134L53 136V137H55ZM70 136V135H69ZM68 136V138H70ZM39 137L40 136H38L37 138L39 139ZM53 137H51L50 136V138H53ZM78 137V136H77ZM41 138V139H42ZM46 138H48L47 136H46ZM56 138V137H55ZM61 137H59V139H60ZM73 138V137H72ZM13 139V138H12ZM12 139H11V141H12ZM35 139V138H34ZM32 140V141H37V140ZM44 139V141H45V138H43ZM74 139V138H73ZM78 139V140H77ZM75 138L74 140H76V141H79V138ZM15 140H16V137H15ZM15 140H14V143H15ZM21 140L19 141V142H21ZM71 140V139H70ZM17 141V140H16ZM25 141V140H24ZM23 141V142H24ZM47 141V140H46ZM50 141V140H49ZM55 141V140H54ZM61 141V140H60ZM63 141V140H62ZM63 141V142H64ZM26 142V144L24 145L25 147L27 146V143ZM42 142V141H41ZM72 142H74L73 140H72ZM8 143L9 142H7V145H8ZM33 143H35V142H32V144L31 145H35L36 146V144H33ZM50 143V142H49ZM60 143V142H59ZM66 143H69L68 141L66 142ZM17 144V143H16ZM16 144H14L15 145V147H17L18 146V144H17V146H16ZM21 144H22V142H21ZM20 144V145H21ZM42 144V143H41ZM45 143H43V145H44ZM56 144V143H55ZM58 144V143H57ZM70 144V143H69ZM74 145L75 144H77V142H74L73 143ZM12 145H13V142H12ZM42 145V146H43ZM51 145V144H50ZM61 145H62V143H61ZM66 145H68V144H66ZM72 145V144H71ZM74 145H72V146H70V148L71 147H73ZM78 145H80V144H78ZM5 146V145H4ZM9 146H11V145H9ZM22 146V145H21ZM23 146V147H24ZM39 146V145H38ZM42 146H40V147H42ZM47 146H49V144L47 143ZM47 146H46V148H47ZM60 146V145H59ZM63 146H65V145H63ZM63 146H60V147H63ZM5 147H7V146H5ZM19 147V146H18ZM17 147V148H18ZM28 147H29V145H28ZM32 147V146H31ZM30 147V148H31ZM39 147V148H40ZM75 147V146H74ZM9 148H11V147H9ZM14 148V147H13ZM51 148H53V147H51ZM59 148V147H58ZM19 149H20V147H19ZM19 149L17 150L18 152H19ZM23 149V148H22ZM33 149H35V147L33 148ZM55 150H57L58 152L57 153H59V149H56V148H54ZM62 149V151H63V148H61ZM73 150L72 151H74V148H72ZM7 150V149H6ZM15 149H12V151H14ZM21 150V149H20ZM24 150V149H23ZM25 150L26 151H28L29 152V150H27V148H25ZM24 150V151H25ZM31 150H32V148H31ZM43 150V147H42V149L41 150H39L40 152ZM68 150V149H67ZM75 150H77V148L75 149ZM35 151H37V150H35ZM35 151H31V152H35ZM49 151H51L50 150V147H49ZM71 151V152H72ZM40 152L38 153V154H40ZM44 152V151H43ZM46 152V151H45ZM63 153V152H62ZM61 153V154H62ZM72 153H75V152H72ZM79 152L77 151V154H78ZM19 154V153H18ZM26 154V153H25ZM44 154V153H43ZM61 154H59V155H61ZM66 154H67V152H66ZM45 155V154H44ZM49 154H47V156H48ZM55 155H56V153H55ZM69 155V154H68ZM74 155H76V154H74ZM20 156H21V154H20ZM35 156V155H34ZM42 156V155H41ZM70 156H71V154H70ZM59 157V156H58ZM61 157V156H60ZM63 157V156H62ZM69 157V156H68ZM80 157V156H79ZM54 159H55V157H54ZM74 159V158H73ZM23 160V159H22ZM53 160V159H52ZM57 160V159H56ZM59 160V159H58ZM60 160H63V159H60ZM59 160V161H60ZM76 160V159H75ZM66 161H67V159H66ZM73 161V160H72ZM55 162V161H54ZM41 163V162H40ZM60 163V162H59ZM63 162H61L60 164H61V166H64V163L62 164ZM72 163V162H71ZM71 163H70V165H71ZM38 165V164H37ZM48 165V164H47ZM68 165V164H67ZM42 167V166H41ZM68 167H69V165H68ZM264 185V184H263ZM49 187V186H48ZM62 188V187H61ZM52 191V190H51ZM16 192V191H15ZM14 192V193H15ZM264 192V191H263ZM20 193V192H19ZM11 194V193H10ZM53 194V193H52ZM71 194V193H70ZM262 194V193H261ZM54 195V194H53ZM68 195V194H67ZM12 196V195H11ZM21 196H23V195H21ZM71 196V195H70ZM39 197V196H38ZM38 197L36 196V199H35V201H36V204H35V207L32 205V204H34V203H32L33 201H34V199H29L30 201L28 202V199L27 200H25V202H21V199L19 198V200H17L18 199V197H16L17 199H15V197H11V198H13L14 200H10V201H8V202H6V203H4V204H2L3 203V199H2V201L0 200V203H1V205H0V213H2V215L3 216H0L1 217V219H0V223L3 225L2 227H1V224H0V264H16L17 262L16 261H18V263L17 264H23L24 263V260L25 259H27L26 261H25V263L24 264H26V263H33L34 264V262H33V260L37 263V261H36V259H35V257H36V255L37 254H35L34 253V249H35V246H36V244L39 242V244H37V245H40V244H43V249H44V251H46L45 253H47V256L45 257V259H44V257L42 258V260L38 263V264H65L64 262H66L65 261V259L67 260V262H66V264H105V261L107 260L108 261V258H110L109 260H111V258H112V262L110 261V262H108V264L109 263H112L113 264V262L116 260V258L115 257H117L118 256V254H117V256L115 255L116 254V250L115 249H113V248H115V246H116V244H113V243H115V242H118V241H120V243H122L121 245H123L124 246V243H123V241L124 242H126L127 243V236H126V240L124 239L123 240V236H122V234H118V235H121L120 237L119 236H117V234L116 233H119L118 232V230L120 229L119 227V229L117 228V226H119V225H121V224H118L116 227H111V228H113L112 230H116V229H114V228H117L118 230H116V231H114V232H112L111 231V229L109 228L110 226H115V223H111V222H113V219H114V217H116V216H114L113 218H108L107 219V217H110V215H112V214H110V213H107V211H105L106 209H108V208H106L105 210L102 208V210H104L105 211V213L106 214H110V215H106V214H104V215H102L103 214V212L104 211H102V210H100V215H99V217H102V218H99V219H96L95 218V214H94V219H93V210H92V204H91V210L90 211H92L91 213H89V211L87 212V213H89L90 214V216H88V214L86 215V212H85V216H87V217H90V218H87V220H85L84 218H83V210H82V212H74V206L72 207V201L70 200V199H68L69 201L68 202H70V204L69 205H71V207L73 208V209H71V208H68V204L67 203H65L67 200H62L63 201V205H62V202L60 203V201H58V204H57V207H58V210H59V204L60 205H62L61 207H64V209H67L68 208V210H66V211H68L67 212V214H66V216L67 217H65L64 215V217L65 218H63V216H62V213H61V216H59L60 214L58 213V210H57V207H55V206H53V199L51 200V202H53L52 203V207H54L53 209L54 210H56L55 211V213H57V214H52L53 212H54V210H51L52 209V207H50L51 206V202L48 200V199H44V201L45 200H48V202L47 203H49L48 205H49V209L52 211V213H51V211H49L50 212V214H49V212L48 211H46V213H47V215L49 216V215H51V216H53V217H51V220L49 219V217H48V220H50V221H47V219H46V222L45 223H43V225L44 226H46L47 227V225L46 224H49L48 226H50V229L52 230L53 229V231H51L50 229H49V227L48 228H45V227H43V228H45V229H43V231L45 230V232H43L42 233V231H40V230H42V228H40V225L41 224H39L40 222L39 221H37V220H39L40 219V216L38 217L39 219H37V216H38V214L40 215L41 213H42V211H41V213H39V212H35V213H37V214H34V212L33 211H35V209L37 208L38 210H39V207H41L45 202H43V204L42 205H37V204H39V203H37V202H39V201H41V203H42V199H40V200H37L38 199ZM53 197V196H52ZM7 198V197H6ZM24 198V197H23ZM30 198V197H29ZM32 198V197H31ZM35 198V197H34ZM43 198V197H42ZM46 198V197H45ZM51 198V197H50ZM65 198V197H64ZM63 198V199H64ZM68 198V197H67ZM69 198H71V197H69ZM264 198V197H263ZM55 199V198H54ZM17 200V201H16ZM31 200H33V201H31ZM55 200H57V198L55 199ZM74 200V199H73ZM83 200V199H82ZM27 201V202H26ZM77 201V200H76ZM80 201V200H79ZM89 201H91V199L89 200ZM94 201V200H93ZM92 201V202H93ZM103 201L104 200H102L101 202H102V204H104L103 203ZM31 202V203H30ZM82 202V201H81ZM88 202V201H87ZM105 203H106V201H104ZM76 204H77V202H75ZM84 203V202H83ZM91 203V202H90ZM258 203V202H257ZM55 204V203H54ZM55 204V205H56ZM74 204V203H73ZM98 204V203H97ZM264 204V203H263ZM263 204H262V206H263ZM79 205H80V202H79ZM89 205V204H88ZM100 205V204H99ZM105 205V204H104ZM259 205V204H258ZM39 206V207H38ZM45 207H46V204L44 205ZM44 206H43V208H44ZM82 206V205H81ZM93 206H95L94 204H93ZM101 206V205H100ZM106 206V205H105ZM32 207H33V209L34 210H32V213L33 214H29V212H30V209H32ZM66 207V208H65ZM70 207V206H69ZM83 207V206H82ZM264 207V206H263ZM42 208V207H41ZM41 208H40V210H41ZM47 208V207H46ZM44 209L43 211V213H45V210H48V208L47 209ZM80 208V207H79ZM79 208H75V211L77 210V209H79ZM63 208H60V212L62 211V210H64ZM82 209V208H81ZM86 209V208H85ZM38 210H36V211H38ZM71 210V211H70ZM72 210H73V212L74 213H77L76 215H78V216H80V213L82 214L81 215V217H79V219L77 218V217H74L73 216V214L74 213H72L71 214V212H72ZM88 210V209H87ZM70 211V212H69ZM86 211V210H85ZM65 212V211H64ZM95 213L97 212V210L96 211H94ZM102 212V213H101ZM179 212V211H178ZM6 213V214H5ZM10 214L11 216L9 217V221H10V223L12 224V225H10V223H9V225L10 226H14L15 227V230H16V228L18 229V227H19V230L16 232V233H14V234H12V230L13 229H11L10 228V231H8V233H10V234H8L7 233V231H6V229H4L3 227H5V225L8 227V225H7V221L3 224V222H4V220H6L7 219V217H5V215L7 216V214ZM19 215V216H21V217H14L16 220V222H15V224H14V220H13V217H12V215H14V216H16L17 214ZM46 213L44 214V215H46ZM59 214V215H58ZM97 214H98V212L96 213V216H97ZM28 215H30V218H31V220L29 219V221H28V219L27 218H29L28 217ZM35 216L36 218L34 219V218H32V216ZM37 215V216H36ZM43 215V214H42ZM55 215H57V216H59V217H57V218H54V217H56ZM75 215V214H74ZM75 215V216H76ZM104 216V217H103ZM160 217H161V215H159ZM2 217L4 218H6V219H2ZM11 217H12V221L10 220L11 219ZM42 218H43V216H41ZM45 217V216H44ZM98 217V216H97ZM118 217V216H117ZM120 217V216H119ZM118 217V218H119ZM124 217V216H123ZM154 217H156V216H154ZM42 218L40 219L41 221H42ZM45 218H47V216L45 217ZM120 218H122V217H120ZM119 218V219H120ZM157 218V217H156ZM164 218V217H163ZM44 219V218H43ZM110 219V220H109ZM127 219V218H126ZM126 219H125V223L124 224H126ZM129 219V218H128ZM131 219H133L132 217L129 219L130 221L128 222V223H130L132 220ZM8 220V219H7ZM114 220H116V218L114 219ZM123 220H124V218H123ZM122 220V221H123ZM165 220V219H164ZM163 220V221H164ZM3 221V222H2ZM111 221V222H110ZM121 221V220H120ZM150 221H152V220H150ZM43 222V221H42ZM116 222V221H115ZM133 222H137V219H135V220H133ZM140 221H138V223H139ZM117 223H118V221H117ZM122 223V222H121ZM98 224V225H97ZM111 224V225H110ZM123 224V223H122ZM131 225H133L132 223H130ZM130 224H129V226H130ZM137 224V223H136ZM143 224V223H142ZM145 224V223H144ZM152 224V223H151ZM154 224V223H153ZM43 225H41V227L43 226ZM127 225V224H126ZM147 225V224H146ZM145 225V226H146ZM160 225V224H159ZM93 226H95V227H93ZM97 226H100V228L98 227L97 228ZM103 226V228H101ZM106 226V227H105ZM122 226V225H121ZM120 226V227H121ZM125 226V225H124ZM135 226V225H134ZM138 226V225H137ZM140 226V225H139ZM157 226V225H156ZM188 226V225H187ZM245 226V225H244ZM38 227H39V229H38ZM123 227V226H122ZM121 227V230L123 229ZM128 227V226H127ZM136 227V226H135ZM148 227H149V225H148ZM159 227V226H158ZM157 227V228H158ZM162 227V226H161ZM169 227V226H168ZM6 228V227H5ZM129 228H133L132 226L131 227H129ZM137 228H139V227H137ZM137 228H135V229H137ZM3 229V230H2ZM47 229V230H46ZM126 229V228H125ZM143 229V228H142ZM154 229V228H153ZM188 229V228H187ZM187 229H186V231H187ZM192 229V228H191ZM5 230V231H4ZM124 230V229H123ZM131 230V229H130ZM138 230V229H137ZM140 230V229H139ZM152 230V229H151ZM42 233H40V232ZM110 231L113 233V235L115 234V239H114V236H113V238L112 239H114V240H112V239H110L109 238V233H110ZM120 231V230H119ZM133 231V230H132ZM131 231V232H132ZM149 231V230H148ZM158 231V230H157ZM167 231H168V229H167ZM116 232V233H115ZM125 231H123V234L125 235V233H124ZM135 232V231H134ZM138 232V231H137ZM151 232H153V231H151ZM151 232H149V233H151ZM120 233H122V231H120ZM132 234H133V232H132ZM139 234V233H138ZM141 234V233H140ZM143 234V233H142ZM112 235V234H111ZM136 236H137V234H135ZM202 235V234H201ZM116 236L118 237L117 239H116ZM133 236V235H132ZM142 236V235H141ZM148 236H149V234H148ZM151 236V235H150ZM204 236V235H203ZM125 237V236H124ZM137 237H139V236H137ZM134 238L136 239V237L134 236ZM133 238V239H134ZM201 238V237H200ZM109 239L112 241H110V242H107V240L109 241ZM119 239V240H118ZM130 239V238H129ZM138 239V238H137ZM139 239H143V238H139ZM116 240V241H115ZM123 240V241H122ZM137 241V240H136ZM106 242H107V244H109V243H112V244H109V245H107L106 244ZM133 242H135L134 240H133ZM138 242V241H137ZM139 242H141V240H139ZM144 242V241H143ZM119 243V242H118ZM119 243V244H120ZM136 243V242H135ZM135 243H133V244H135ZM155 243V242H154ZM105 244H106V246H107V248H108V246H110L111 247V245H112V248H111V250H110V255H111V252H113V257L115 258V260L113 261V257H108V255H109V253H106V249L107 248H104L105 247ZM119 244H117V247L119 246ZM137 244V243H136ZM139 244V243H138ZM141 244V243H140ZM144 244V243H143ZM115 245V246H114ZM142 245V244H141ZM146 245V244H145ZM147 245H149V244H147ZM156 245V244H155ZM162 245V244H161ZM42 246V245H41ZM114 246V247H113ZM123 246H119V247H121V249L123 248ZM127 246V245H126ZM124 247V248H127V247ZM139 246V245H138ZM105 249H103V248ZM116 247V248H117ZM118 247V248H119ZM135 247V246H134ZM142 247H144V246H142ZM149 247V246H148ZM151 247V246H150ZM149 247V248H150ZM42 247H40V246H38V247H36V249H35V251H37L38 252V254L40 253V249H41ZM144 248H146V247H144ZM38 249H39V251H38ZM99 249H100V251H99ZM103 249V250H102ZM120 248H119V250H121ZM137 249V248H136ZM142 249V248H141ZM102 250V251H101ZM112 250H114V251H112ZM122 250H125V249H122ZM127 250V249H126ZM137 250H139V249H137ZM136 250V251H137ZM152 250V249H151ZM147 251H148V248H147ZM149 251H150V249H149ZM149 251H148V253H149ZM104 252L107 254H105L104 256H103V254H104ZM107 252H108V250H107ZM135 252V251H134ZM133 252V256H135L134 253ZM143 251L141 250L140 251V253H142ZM64 253H66V255H68L69 257H71L72 258V262H71V258H70V260H69V257H67L66 255H64ZM117 253H118V251H117ZM121 254H123V255H120V256H123V258L122 257H120L121 259H124V257H126L125 255H124V253H123V251L122 252H120ZM126 253H127V251H126ZM137 253V252H136ZM139 253V252H138ZM139 253V254H140ZM151 253V252H150ZM128 255H129V250H128V253H127ZM143 254V253H142ZM40 255H42V253L40 254ZM88 255V256H87ZM109 255V256H110ZM160 255V254H159ZM35 256V257H34ZM66 256V257H65ZM138 256V255H137ZM143 255H141V257H142ZM37 257H39V255L37 256ZM64 257V258H63ZM87 257V258H86ZM106 258V260H104L105 258ZM136 257V256H135ZM145 257H146V255H145ZM145 257L143 258V259H145ZM149 257H151V256H149ZM68 258V259H67ZM87 259V261H86V259ZM88 258H89V260H88ZM104 258V259H103ZM119 258V257H118ZM138 258H139V256H138ZM153 257H151V259H152ZM39 260H40V258H38ZM37 259V260H38ZM126 259H127V257L125 258V261H126ZM135 259V258H134ZM141 259V258H140ZM140 259H139V261H140ZM14 260H16V261H14ZM38 260V261H39ZM54 260H58L57 262L55 261L54 262ZM104 260V261H103ZM137 260V259H136ZM135 260V261H136ZM148 260H150V258L148 259ZM147 260V261H148ZM153 260V259H152ZM71 262V263H69V262ZM86 261V262H85ZM89 261V262H88ZM117 262V264H122V263H125V262H123L122 260H116ZM121 261V262H120ZM135 261L134 262H132V263H135ZM151 261V260H150ZM63 262V263H62ZM120 262V263H119ZM130 262V261H129ZM28 263V264H29ZM35 263V264H36ZM127 263H128V261H127ZM142 263V262H141ZM207 263V262H206ZM211 263V262H210ZM225 263V262H224ZM107 264V263H106ZM130 264H131V262H130ZM138 264V263H137ZM149 264V263H148ZM156 264V263H155ZM219 264V263H218ZM223 264V263H222ZM235 264V263H234Z\"/></svg>", "mask_w": 264, "mask_h": 264}]
</instances>
